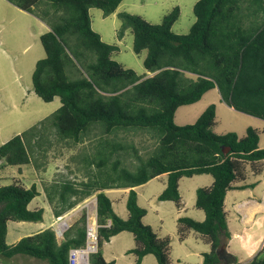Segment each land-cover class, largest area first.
I'll list each match as a JSON object with an SVG mask.
<instances>
[{"label": "trees", "instance_id": "1", "mask_svg": "<svg viewBox=\"0 0 264 264\" xmlns=\"http://www.w3.org/2000/svg\"><path fill=\"white\" fill-rule=\"evenodd\" d=\"M6 1L48 27L39 37L45 56L35 64L32 90L45 103L58 97L60 106L50 117L2 144L0 162L9 166L30 164L26 142L46 124L58 138L74 144L83 143L95 126L103 132L94 156L86 159L96 171L81 184L80 192L70 182L44 187L55 218L95 195L99 227L98 249L90 257L93 264H114L104 260L102 246L124 231L133 236L135 246L128 253L135 255L136 264L146 255L154 256L157 264H170V239L158 238L149 226L142 224L146 211L138 206L133 188L166 174V187L157 200L172 201L179 209V180L210 175L211 186L196 190L195 207L203 211L204 220L179 218V240L189 231L198 233L210 244L202 264H236L222 262L218 256L230 236L224 199L234 182L245 180V166L254 176L264 174L260 167L264 149L258 148L259 134L248 127L243 137L234 132L216 135L212 131L216 115L212 104L193 124L178 126L173 119L177 108L198 102L207 91L216 88L226 105L264 121V0H198L192 10L195 21L184 35L171 31L179 16L178 7L157 25L137 15L119 13L121 27L132 33V51L136 55L146 52L142 65L145 71L154 73L150 77L139 76L114 61L112 53L116 47L102 42L91 29L90 8L108 16L115 13L122 0ZM247 12L255 17L262 13L260 22L246 23ZM65 66L72 68L75 80H68ZM121 131L151 133L158 139L155 155L139 161L134 170L121 167L118 160L108 164L111 155L123 148L107 136ZM107 189H129L127 219L114 213L103 192ZM38 195L35 185L0 186V255L7 259L25 255L47 264H68V251L85 243V212L64 232L60 242L47 228L14 245L6 244L9 221L42 220V209H28ZM263 254L264 251L247 264H264Z\"/></svg>", "mask_w": 264, "mask_h": 264}, {"label": "rangeland", "instance_id": "2", "mask_svg": "<svg viewBox=\"0 0 264 264\" xmlns=\"http://www.w3.org/2000/svg\"><path fill=\"white\" fill-rule=\"evenodd\" d=\"M198 0H122L115 13L108 16H104L103 13L96 8H90L88 10L90 18L91 29L100 36L102 42L114 45L116 50L112 53V59L119 63L125 69L133 70L137 75L142 76L145 73V69L142 65V61L146 55L143 51L141 54L136 55L132 51V33L130 29H123L121 27V21L118 18V14L126 12L132 15H137L147 21L150 24L157 25L161 22L162 18L171 12L175 7L179 8V16L176 22L173 24L171 31L177 35L187 34L190 27L195 21L193 15V6ZM12 7H0V63L3 68H6L7 61L3 58L2 47L8 48L14 52L17 58H23L26 56H34L38 60L44 58L45 54L39 41L40 27L33 21L32 33H36L37 36L27 38V42L19 41L15 33L17 21L15 19L18 13H15V9ZM243 8V12L246 11ZM251 12V11H250ZM262 13H258L255 17L253 14L247 12L244 16L246 23L252 21L261 20ZM260 19V20H259ZM4 20V22H3ZM35 30V31H34ZM120 35V37H119ZM26 39V37H25ZM31 44V47L27 51L22 52L25 44ZM15 62V60H13ZM8 65V64H7ZM64 71L68 80L73 81L77 77L74 76V72L70 66H65ZM30 83V78L26 80V84ZM224 101L220 99L219 93L215 90L207 91L201 99L191 105L181 106L176 109L174 114V123L178 126H185L193 124L200 114L209 106L214 105L217 109L215 115V125L212 128L213 133L216 135H223L228 132H234L239 137L245 135V130L248 127L255 129L259 134L258 147L264 149V122L261 119L239 113L237 111L226 110L222 107ZM60 101L58 97H55L52 102L45 103L35 95H31L25 103H20L18 106H11L5 103L0 104V146L13 138L16 135L23 134L28 131L38 121L44 120L59 108ZM103 132L98 127H93L87 138L83 143L74 144L68 140H62L58 138L55 131L48 124L41 126L39 132H34L33 137H28L27 148L31 155V164L28 165L30 169L29 175L26 177L25 184L29 185L32 181L38 182L40 188L47 186L51 183L58 182H70L77 191L82 190V183L86 182L90 176L94 175L96 171L95 165L87 164L86 159L94 156L97 142L101 138ZM31 138V139H30ZM109 140L118 141L122 145V150L113 153L108 161L110 164L113 161L118 160L121 167H126L129 170H134L139 164V161L146 160L148 157L155 155V150L158 144V139L151 133L146 131H121L113 135L107 136ZM32 166L35 168L33 171ZM263 171L264 163L260 164ZM41 168V169H40ZM14 172L7 167L5 163L0 166V184L16 183V179L13 176ZM264 174H260V181ZM257 176H254L249 170L248 166H245V180L241 183L239 181L234 182L236 186L244 184L247 186L243 191H232L228 193L226 198V206L228 207L230 197L235 195L239 198L245 196H254L258 200V195H262L264 192V181L259 184L255 189V185L258 181H255ZM161 180H155L149 183L144 188L137 189L138 206L146 211L142 224L149 226L152 231L157 234L158 220L161 218L164 220V226L166 231H170L173 227L172 217L174 208L173 204L169 202L159 203L155 197L162 193ZM211 177L209 175L195 176L193 178H184L180 182V197L184 204V211L181 216L188 217L196 222L199 221L200 216H204L203 213L197 210L194 206L196 190L199 188L209 187ZM259 181V182H260ZM254 185V187H248ZM41 198L32 202V206H40L41 204L51 208L48 201H45L43 194ZM259 196V197H260ZM108 197L111 199L114 205L116 213L123 219L127 218V210L125 207L126 194L122 189L110 190ZM75 197H72L73 200ZM84 201L80 202L73 209L83 206ZM29 209L30 206H29ZM72 210V209H71ZM83 212V211H82ZM80 216H75L74 222ZM56 218L52 217L49 209L43 214V219L40 222H8L7 223V236L6 243H14L10 232L15 230L24 237L26 235H32L45 228H53V223ZM53 230V229H52ZM172 231V230H171ZM165 237H171L170 233L163 232ZM62 239H57L61 241ZM134 248V242L132 236L129 233H123L117 237L112 243H107L102 246V251L106 255H117L116 264H135V257L128 252ZM204 250L203 244L196 241L194 235H191L185 243L182 245L179 242L172 244V249L169 256L170 264H201L202 256L209 253V251L202 252ZM187 253H191L187 256ZM202 253V254H200ZM264 255V254H263ZM27 259L32 260L35 264H47L45 261H41L36 258H32L25 255H16L11 259H7L0 255V261H5V264H32ZM238 261L241 262L240 258ZM143 264H156L153 256H147L143 260Z\"/></svg>", "mask_w": 264, "mask_h": 264}, {"label": "crops", "instance_id": "3", "mask_svg": "<svg viewBox=\"0 0 264 264\" xmlns=\"http://www.w3.org/2000/svg\"><path fill=\"white\" fill-rule=\"evenodd\" d=\"M0 7H4V8L12 7L11 9H15V11H17L15 13H18V14L15 17V19H12V21H17L16 27H15L17 32L15 33V35H16L17 39H19L20 42L23 40L25 42H27L28 37L33 36V38H35V36H37L36 33H32L33 29H32L31 24L33 23V21L35 23H37L40 27V31L38 33L39 37H40V35H42L43 33L47 32L49 30L48 27L42 21H40L38 18H36L34 15L18 9L17 7H15L14 5H12L11 3H9L6 0H0ZM3 22H4V20H3ZM25 37H26V39H25ZM0 45L3 46L5 44L0 42ZM30 47H31V44L28 42V44H25V47L22 50V52L27 51V49ZM2 53H3V58H4V60L7 61V63H6V68H3V66L0 63V104L5 103V104H8V105L15 107V106H18L20 103H25V101L27 99H29L31 97V95H35L33 90H32L31 75H32V72L34 70L36 62L38 61V58H36L34 56H30V55L23 57V58H19V57L17 58V56L14 55V52L9 50L7 47L6 48L2 47ZM13 60H15V62ZM153 74L154 73H150V72L145 71V73L142 74V77H150ZM28 78H30V83L26 84V80ZM214 89L218 92V90L216 88H214ZM220 99L222 100L221 96H220ZM223 103L224 104H222V107L224 109L230 110V111H235L233 108L226 105L225 102H223ZM215 113H217L216 107H215ZM40 121H38V122H40ZM258 143H259V141H258ZM2 163H4V162L1 161L0 166H2ZM30 164H28V165H30ZM28 165H22V166H9V165H7V167L10 168L12 172H14L13 176L17 181L16 183L22 185L25 188H29L32 185L36 186L37 191L39 192V195L37 197H35L29 203L28 209H29V206L31 208L29 210L42 209V211H43L42 219H43V214L46 211H48V209H49L50 213L52 214V217H54L53 213H52V208H50L49 206L47 207L46 204H44V205L41 204L40 206H36V205L32 206L31 205L34 200L41 198V196H42L41 193L43 194L45 201H48V200H47L46 195L44 193V187L45 186L42 188V185H41V188H40V184H38V182H35V181H32L29 185L25 184L26 177L30 173V169H28ZM32 168L34 171L36 167L34 168L32 166ZM202 175H207V174H202ZM195 176H201V175H194V176L189 177V178H193ZM163 178H164V181L161 180V183H162L161 186H162V190H164L166 187V181H167L166 174L158 176V177L148 181L147 183H145L143 185H140L138 187L133 188V190L136 192L137 204H138V196H139L137 189L139 190L140 188H144L147 185H149L150 182L155 181V180H160ZM184 178H188V177H182L178 182L179 195H180V189H179L180 188V182ZM262 178H263V180H262V183H263L264 177H262ZM260 179H261L260 175H258L257 179L255 180V181H258V184L255 185V187L253 189H255L259 184H262ZM212 182H213V179L211 177L210 184H212ZM241 182L242 181H239V183H241ZM9 184H12V183L0 184V186H5V185H9ZM242 185H244V184L236 186V183H233L232 184L233 188L231 190L227 191L225 199H224V212L226 214V223H227L228 233L230 236H229V239L226 240V242L224 243L223 249H220V251L221 250L222 251L219 253V258L221 259L222 262H233L234 261L236 264H247L254 257H256L262 251H264V192H262L261 196L258 195V200L254 196H245V197L239 198L235 195H232L230 197V202H229L228 207L226 206V198L228 196V193L232 192V191H236V190H238V191L246 190V189H240L239 188ZM110 190H116V189L104 190L103 192L106 194L107 197H108V192ZM122 190L126 194V199H127L129 189H122ZM158 196H159V194L155 197L156 200H157ZM92 197H95V195H92V196L88 197L87 199L92 198ZM87 199H85L84 201H86ZM110 201H111V199H110ZM158 202L161 204H164L163 202H169V203L173 204L174 208L176 209L175 211H173V217H172L173 227H172V229H170V231L165 230L164 220H162L161 218H159V220H158V225L160 227L158 228V233L156 234V236L158 238H165L164 234L162 233V230L165 234H166V232H168V234L170 233V236H171V237H169V239H170L169 256H170V252H171L173 243L179 242L182 245V243H185L191 235H194L195 240L200 242L201 244H203L204 250L202 252H205V251L210 252V244L205 240L204 237H202L201 235H199L198 233H195L193 231H189L183 240H179V236H178V232H177V220L179 218L184 217V216H181V213L184 211V204L182 203V198H181L182 206L179 209L176 207V205L172 201H158ZM111 205H112V209H113L114 213L116 215H118L114 209V205H113L112 201H111ZM194 206H195V204H194ZM125 207H126V201H125ZM197 210H199V209H197ZM199 211H201V210H199ZM201 212L203 213V211H201ZM127 213H128V211H127ZM203 215H204V213H203ZM204 217L205 216H200L199 221L202 222L204 220ZM127 218H128V215H127ZM9 222H11V221H9ZM45 229H47V228H45ZM45 229H41V231H43ZM41 231H39V232H41ZM123 233H129V232H125V231L121 232V233L111 237L109 242H106L104 244L112 243L117 237H119ZM10 234L14 238V239H12L14 243H12V244L6 243L7 245H14L21 238H23V237H20L21 235L18 233L16 228H15V230L11 231ZM129 234L132 236L131 233H129ZM32 235H34V234H32ZM6 236H7V232H6ZM26 236H30V235H26ZM26 236H24V237H26ZM132 239H133V236H132ZM5 241H6V237H5ZM58 242H60V241H58ZM133 242H134V239H133ZM134 246H135V243H134ZM101 252H102V256L106 262H113L114 264H116L117 255L111 254L108 256L102 250H101ZM129 254H132V253H129ZM190 254L191 253H187V256ZM200 254H202V253H200ZM132 255L135 257L134 254H132ZM147 256H152V255L144 256L139 264H143L144 263L143 260L146 259ZM238 258H240L241 262L238 261ZM9 259H11V258H9ZM27 260L29 263L35 264V262H33L32 260H30V259H27ZM202 262H203V256H202ZM0 264H5V261H0ZM135 264H136V257H135ZM156 264H157V262H156ZM177 264H180V261H178Z\"/></svg>", "mask_w": 264, "mask_h": 264}, {"label": "built area", "instance_id": "4", "mask_svg": "<svg viewBox=\"0 0 264 264\" xmlns=\"http://www.w3.org/2000/svg\"><path fill=\"white\" fill-rule=\"evenodd\" d=\"M80 208L72 209L64 215L55 219L53 231L56 239H63V234L74 223L75 216L85 212V243L81 247H74L68 251V264H93L90 261L91 255L98 249V223L96 216V197H92L83 202ZM109 224V222H108Z\"/></svg>", "mask_w": 264, "mask_h": 264}, {"label": "water", "instance_id": "5", "mask_svg": "<svg viewBox=\"0 0 264 264\" xmlns=\"http://www.w3.org/2000/svg\"><path fill=\"white\" fill-rule=\"evenodd\" d=\"M221 249H223V246H222V248H221ZM221 251H222V250H221ZM221 251H219V252H218V256H219V253H220Z\"/></svg>", "mask_w": 264, "mask_h": 264}]
</instances>
